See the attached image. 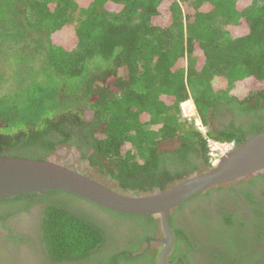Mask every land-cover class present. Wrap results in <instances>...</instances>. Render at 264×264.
I'll return each instance as SVG.
<instances>
[{"label": "trees", "instance_id": "obj_1", "mask_svg": "<svg viewBox=\"0 0 264 264\" xmlns=\"http://www.w3.org/2000/svg\"><path fill=\"white\" fill-rule=\"evenodd\" d=\"M4 64L0 156L46 161L75 149L132 196L213 167L183 116L185 102L194 114L189 100L214 141L239 146L264 132V0H0ZM35 205L40 254L53 264H156V249L133 256L161 232L157 217L63 192L0 201L8 240L19 239L7 219ZM170 224V263L193 264V252L205 264H264V172L196 196Z\"/></svg>", "mask_w": 264, "mask_h": 264}, {"label": "water", "instance_id": "obj_2", "mask_svg": "<svg viewBox=\"0 0 264 264\" xmlns=\"http://www.w3.org/2000/svg\"><path fill=\"white\" fill-rule=\"evenodd\" d=\"M263 172L264 132L235 146L206 172L197 173L165 191H155L145 196L111 190L78 169L57 162L53 157L37 161L0 156V201L43 192H63L112 212L157 217L164 234V238L157 241L163 244L158 264H176L177 260L174 263L167 260L175 242L170 224L173 212L210 189Z\"/></svg>", "mask_w": 264, "mask_h": 264}, {"label": "flooded vegetation", "instance_id": "obj_3", "mask_svg": "<svg viewBox=\"0 0 264 264\" xmlns=\"http://www.w3.org/2000/svg\"><path fill=\"white\" fill-rule=\"evenodd\" d=\"M59 151H60V149L58 151H56V153H58ZM73 151H74V154H73L74 158L77 159L83 166H85L86 168L88 167V169H91V170L94 169L89 165L88 162L81 160V154L80 153H78L77 151L75 153V149H73ZM56 153H54V155ZM60 163L66 165V166L78 169L76 166H74V164H71L67 161L60 162ZM78 170L80 172L84 173L85 175L89 176L88 174L83 172L84 170L83 171L80 169H78ZM106 187L111 189L108 186H106ZM212 198H214V196ZM212 198H211V200H212ZM210 201L205 200L204 205H206V206L211 205L209 203ZM211 203H213V201ZM40 206L41 205H35V206H33L27 210L26 209L21 210L20 212L15 214L13 217L11 216L10 218L7 219L6 226L9 227L11 230H13V237L15 235L16 238L19 240H16V241L8 240L9 232L0 225V246H3V248H5V254L3 255L4 258L0 264H53L52 262L47 260L46 257H43L42 254H40V250H39L41 243L37 239L38 237H37L36 233H37V231L41 230L39 228V226H40L39 223L42 219V208H40ZM177 225L183 228L185 225L184 219L180 218V220H178ZM173 232H174V229H173ZM21 236L27 237L30 243L21 240L20 239ZM163 238H164V234L161 230V232H159L156 235V238L151 237L150 239H148L146 241L143 249L141 250V252L134 255L133 257L142 256L149 249H151V250L156 249V250H158V257L156 258L157 259L156 264H158L159 254L163 248V244H161L157 241L162 240ZM174 245H175V242H174ZM173 251H174V246H173V248H172V250H171V252L167 258L168 261L170 260L171 256L173 255ZM217 254H219V253H217ZM181 257L182 256H177L172 263H174L177 260L178 262L176 264H179L182 260ZM190 258H191L193 264H205V262L203 261L204 257L200 253H193L192 252V254L190 255ZM227 261H230V260H227ZM55 264H74V263L73 262H63V263H55ZM183 264H188V263H187V261H183Z\"/></svg>", "mask_w": 264, "mask_h": 264}, {"label": "rangeland", "instance_id": "obj_4", "mask_svg": "<svg viewBox=\"0 0 264 264\" xmlns=\"http://www.w3.org/2000/svg\"><path fill=\"white\" fill-rule=\"evenodd\" d=\"M10 69L8 68L7 65H0V73H4L5 74V77H8L9 74H10ZM121 76H124L125 72L124 70H122L121 72ZM192 105H193V109H194V114L193 115H187L186 113V109H187V106H185L187 104V102L183 103L182 104V113H183V116L187 119H189L191 122H194L195 125H196V122L199 121V118L197 116V112L195 110V107H194V104L192 102V100H189ZM186 108V109H185ZM174 144H169V145H166L167 147H164V148H174L175 146H173ZM61 151V152H60ZM60 151L58 153H56L55 155H53V159L56 160L57 162H69L71 164H74V166H76L78 169L80 170H84L83 172H85L86 174H88L91 178H93L94 180H96L97 182H99L100 184L104 185V186H108L110 187L112 190L114 191H117V192H120V193H123L125 194L124 192L118 190V187H117V184L115 182H113L110 177L108 175H104V174H101L98 170L96 169H88V167L86 168L85 166H83L77 159L74 158L73 154H74V151L73 149L71 148H61ZM76 157V156H75Z\"/></svg>", "mask_w": 264, "mask_h": 264}, {"label": "built area", "instance_id": "obj_5", "mask_svg": "<svg viewBox=\"0 0 264 264\" xmlns=\"http://www.w3.org/2000/svg\"><path fill=\"white\" fill-rule=\"evenodd\" d=\"M197 128L203 133L208 146L210 163L215 166L223 155L235 147L233 143H219L207 136V130L202 126L200 120L196 122Z\"/></svg>", "mask_w": 264, "mask_h": 264}]
</instances>
